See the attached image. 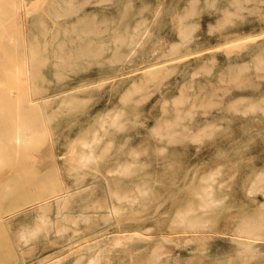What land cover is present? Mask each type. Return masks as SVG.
I'll return each instance as SVG.
<instances>
[{"label":"rangeland","instance_id":"obj_1","mask_svg":"<svg viewBox=\"0 0 264 264\" xmlns=\"http://www.w3.org/2000/svg\"><path fill=\"white\" fill-rule=\"evenodd\" d=\"M21 2L28 90L52 95L33 175L55 177L0 180V264H264V0Z\"/></svg>","mask_w":264,"mask_h":264},{"label":"bare ground","instance_id":"obj_2","mask_svg":"<svg viewBox=\"0 0 264 264\" xmlns=\"http://www.w3.org/2000/svg\"><path fill=\"white\" fill-rule=\"evenodd\" d=\"M21 1L22 0H0V152L1 150L5 149L10 155L9 166L6 167V169H4L1 166V164L3 165V163H1L2 156L0 153V163H1L0 164V176H2V179L0 180H3V177H6V178L10 177L13 187H16L18 191L22 190V192L21 191L19 192L23 193L27 190L28 187L32 189L35 187H37L38 189V187H42V185L44 187H47L52 182L55 176H53V173H47L43 177L42 175L38 177H35L33 175L35 172L37 174L42 173V170H41L42 169V157H40L39 154H41L42 152V143H44V140L42 138V133L48 132L49 130L48 126H46L45 124H47L52 118V114L49 111V105L52 100V97H51L52 95L45 94V93L40 94L38 92H30L28 90L29 81L31 80V81L36 82L38 80H42V74L40 76H36V78H33L27 73V70L23 69L24 64L27 62V60L28 62H30V60L32 62L38 60V57H37L38 54H37L36 48H34L32 45L33 48H31V54H29L23 48L20 36L16 35L13 38L11 36L12 34L11 32H13V29L19 23V21L17 20V17L20 16L19 6L22 4ZM15 34H16V31H15ZM263 51H264V48L262 49L261 52ZM28 56H29V59H27ZM158 67L159 66H150L146 68L143 71L141 78L150 77L151 75H153L154 73L158 71L159 69ZM205 67L206 66H204V68ZM229 67L230 66H228V68ZM230 70H228L227 73L224 75H227L228 72H230ZM221 72H220V75H221ZM193 73H192L193 75L196 74L195 71ZM221 78L222 77L218 76L216 79H218L219 81V79ZM202 83L203 82L201 80L197 81V92H199L200 89L202 88L201 87ZM213 86L214 85H212V87ZM68 91H71V90H68ZM212 91L214 92V90ZM195 125L197 126V123ZM190 126L195 127L193 125H190ZM141 131H137L136 133H140ZM136 133L130 135V137H128L127 140L130 142L132 140L135 141L136 139H138L139 137L137 136ZM100 141H101L100 135H95V136L93 135V138L84 140L81 143L82 146L77 155V158L80 161V163L82 164L87 163V159H89L90 157L94 155L93 153L95 152L96 145ZM73 144H74V141L68 144L67 152L63 155V158H65V155L67 156L71 155L73 151V146H74ZM58 159H59V154L56 151H54V156H53L54 165L59 170L60 165H59ZM31 175H33L34 178ZM28 178H31V179H28ZM58 178H59V181L63 183V180H61L62 178H60V176ZM61 185L62 187L59 189V191H53L52 193L53 195H49V196L47 195L48 197H45V199H48L45 202L46 205H47V202L48 204L49 203L51 204V200L54 202L55 201L59 202L60 200H64L66 197L69 198V196H67L68 194L67 185H65L64 183ZM19 192H17L18 193L17 196L21 195L19 194ZM14 196L16 195L14 194ZM41 205H42V201L38 203V206H41ZM17 209L18 208H16V210ZM245 227L247 229V232L249 233L251 232L253 225L251 226V224L247 223ZM155 250H158V249L155 248ZM154 252L155 251H153V253ZM152 256H154L153 260H155L156 253L155 255L153 254ZM97 257H98V254H97ZM157 257L159 258V256ZM88 263L89 262H87V264Z\"/></svg>","mask_w":264,"mask_h":264}]
</instances>
